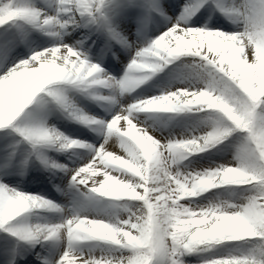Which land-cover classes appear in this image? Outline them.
Listing matches in <instances>:
<instances>
[{"label":"snow or ice","instance_id":"snow-or-ice-1","mask_svg":"<svg viewBox=\"0 0 264 264\" xmlns=\"http://www.w3.org/2000/svg\"><path fill=\"white\" fill-rule=\"evenodd\" d=\"M0 264H264V0H0Z\"/></svg>","mask_w":264,"mask_h":264},{"label":"bare ground","instance_id":"bare-ground-1","mask_svg":"<svg viewBox=\"0 0 264 264\" xmlns=\"http://www.w3.org/2000/svg\"><path fill=\"white\" fill-rule=\"evenodd\" d=\"M109 150H113V149L109 148ZM117 151H118V150H117Z\"/></svg>","mask_w":264,"mask_h":264}]
</instances>
